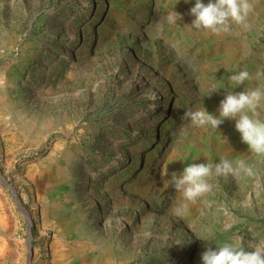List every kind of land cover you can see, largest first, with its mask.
<instances>
[{"label": "rangeland", "instance_id": "rangeland-1", "mask_svg": "<svg viewBox=\"0 0 264 264\" xmlns=\"http://www.w3.org/2000/svg\"><path fill=\"white\" fill-rule=\"evenodd\" d=\"M248 2L214 33L190 26L195 0H0V264H202L264 241V154L232 119L184 117L264 88V0ZM220 159L252 174L212 175L175 215L171 173Z\"/></svg>", "mask_w": 264, "mask_h": 264}, {"label": "clouds", "instance_id": "clouds-1", "mask_svg": "<svg viewBox=\"0 0 264 264\" xmlns=\"http://www.w3.org/2000/svg\"><path fill=\"white\" fill-rule=\"evenodd\" d=\"M250 8L248 0H207V3L204 0H195L194 6L190 8V14L194 17L190 26L196 30H211L214 33L227 32L233 22L245 24ZM177 18L181 19L179 13L176 12L175 16L169 13L165 20L168 23H175ZM249 77L247 70H241L232 74L230 80L236 85H241ZM214 91L215 88L212 92ZM262 109L264 88L257 86L241 92H228L219 103L218 116L208 112L204 107L195 111H185L184 117L197 127L210 125L213 128H218L226 118L232 119L235 129L240 133L241 141L248 149L256 154H264V119L260 118ZM241 173L251 175L252 170L243 160L229 159L191 163L179 173L172 172L171 186L182 197L173 208L174 214L182 216L189 203L211 191L212 185L208 178L212 175L238 177ZM162 175H168L167 167L163 169ZM201 260L202 264H264V241H258L252 250H246L241 237L235 244L224 243L216 248H206Z\"/></svg>", "mask_w": 264, "mask_h": 264}, {"label": "bare ground", "instance_id": "bare-ground-1", "mask_svg": "<svg viewBox=\"0 0 264 264\" xmlns=\"http://www.w3.org/2000/svg\"><path fill=\"white\" fill-rule=\"evenodd\" d=\"M191 210H192V209H191V206L189 205L188 208H187V210L184 212V214H186V215H187V214H190V213H191ZM11 253H12V250L10 249V250L7 251L6 255H7V254H11ZM54 264H58V263H57V260H54Z\"/></svg>", "mask_w": 264, "mask_h": 264}]
</instances>
